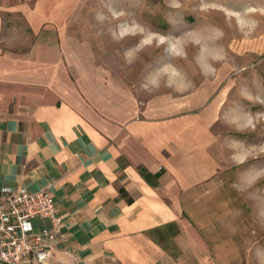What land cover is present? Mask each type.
I'll list each match as a JSON object with an SVG mask.
<instances>
[{
    "label": "crops",
    "instance_id": "0c3cea01",
    "mask_svg": "<svg viewBox=\"0 0 264 264\" xmlns=\"http://www.w3.org/2000/svg\"><path fill=\"white\" fill-rule=\"evenodd\" d=\"M78 1L0 0V186L54 195L49 264H220L197 211L223 168L215 111L99 60Z\"/></svg>",
    "mask_w": 264,
    "mask_h": 264
},
{
    "label": "rangeland",
    "instance_id": "374dc122",
    "mask_svg": "<svg viewBox=\"0 0 264 264\" xmlns=\"http://www.w3.org/2000/svg\"><path fill=\"white\" fill-rule=\"evenodd\" d=\"M78 2L73 28L99 60L140 88L180 86L215 111L223 168L198 215L220 264H264V0Z\"/></svg>",
    "mask_w": 264,
    "mask_h": 264
},
{
    "label": "built area",
    "instance_id": "2783aa9c",
    "mask_svg": "<svg viewBox=\"0 0 264 264\" xmlns=\"http://www.w3.org/2000/svg\"><path fill=\"white\" fill-rule=\"evenodd\" d=\"M36 219L47 222L36 227ZM63 217L50 189L0 186V262L49 264L53 243L63 233Z\"/></svg>",
    "mask_w": 264,
    "mask_h": 264
},
{
    "label": "clouds",
    "instance_id": "9594fccd",
    "mask_svg": "<svg viewBox=\"0 0 264 264\" xmlns=\"http://www.w3.org/2000/svg\"><path fill=\"white\" fill-rule=\"evenodd\" d=\"M164 42V38H161V43H163ZM177 54H179V53H177Z\"/></svg>",
    "mask_w": 264,
    "mask_h": 264
},
{
    "label": "bare ground",
    "instance_id": "6f19581e",
    "mask_svg": "<svg viewBox=\"0 0 264 264\" xmlns=\"http://www.w3.org/2000/svg\"><path fill=\"white\" fill-rule=\"evenodd\" d=\"M209 1H212V0H209ZM218 1V0H217ZM216 2V1H215ZM222 3V2H221Z\"/></svg>",
    "mask_w": 264,
    "mask_h": 264
}]
</instances>
